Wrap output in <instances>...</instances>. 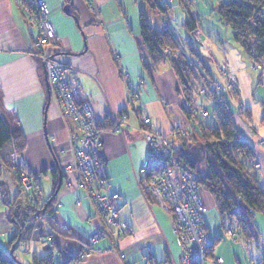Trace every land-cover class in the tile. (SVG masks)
Here are the masks:
<instances>
[{
    "label": "crops",
    "instance_id": "crops-1",
    "mask_svg": "<svg viewBox=\"0 0 264 264\" xmlns=\"http://www.w3.org/2000/svg\"><path fill=\"white\" fill-rule=\"evenodd\" d=\"M44 2L56 32L54 42L46 50L76 72L81 81L76 98L89 100L95 110L104 161L100 173L108 178L111 191L119 194L115 204L121 221L128 227L127 234L119 241L118 253L109 249V240L102 239L95 243V252L81 264H179L180 247L173 232V216L142 187L140 169L150 159L151 150L139 131L138 103L132 100L126 76L133 83L143 81L140 103L151 119L152 128L163 134H169L174 128L192 127L194 122L186 111L204 105L205 100L195 95L187 100L180 77L170 62L166 61L158 69L151 67L140 31L139 10L145 7L141 0ZM216 4V0H193L192 9L204 35L201 42L193 40L187 30L188 15L182 6L175 3L167 18L157 10L151 13L158 20L157 27L162 28L163 22L169 23L184 59L194 67L199 62L206 68V72L199 69L198 77L190 78L196 86H206L215 80L217 65L227 68L235 78L238 91L229 97V106L237 131L254 148L262 167L257 178L264 186V60L261 70L251 68L250 57L236 43L232 30L215 10ZM67 5H70V14L63 10ZM35 39L36 33L18 0H0V118L11 133L23 135L26 166L36 175L45 198L56 191L50 170L57 166L61 172V188L55 197L58 207L45 221L52 229L50 246L43 256L36 251L35 254L45 257L57 250L61 257L68 255L62 261L66 264L81 252L98 223L94 219L93 204L84 191L76 188L75 174L67 169L72 163L68 126L50 89L43 64L32 55ZM144 64L150 67V72ZM182 78L187 82L184 75ZM120 119L125 120L121 130L111 131ZM14 147L10 139L0 150V240L5 243L0 245L6 250L15 229L7 202L18 201L21 191L17 175L5 159ZM67 180L73 186H68ZM203 195L207 212L210 208L216 209L212 196ZM40 221H36L38 225L43 224ZM210 228L206 224L208 235ZM35 232L36 229L28 248ZM218 236L224 238L222 235L215 238ZM231 240L237 241V237ZM234 245L237 253L231 255L215 254L213 248L210 264H218L217 258L223 259L222 264H235L234 259L238 264H259L258 244L255 254L244 251L237 243ZM17 257L15 262L25 264Z\"/></svg>",
    "mask_w": 264,
    "mask_h": 264
},
{
    "label": "built area",
    "instance_id": "built-area-1",
    "mask_svg": "<svg viewBox=\"0 0 264 264\" xmlns=\"http://www.w3.org/2000/svg\"><path fill=\"white\" fill-rule=\"evenodd\" d=\"M18 2L28 24L36 33L35 50L32 55L44 65L52 92L62 110V116L69 120L72 163L68 169L75 174L76 188L84 191L93 204L94 219L98 223L77 257L82 260L87 254L94 252L95 243L102 239L109 240L111 250H118L120 238L127 233L128 227L121 221L115 204L120 197L119 194L111 191L108 178L100 173L104 169V161L101 156V131L97 126L95 110L89 100H77L76 90L81 86V81L76 72L46 50V47L54 42L56 32L44 0H18ZM96 13L98 14V10ZM191 15L195 17L194 12H191ZM162 25L163 30L170 29L168 22H163ZM193 34L200 41L203 39L201 36L203 33L199 27ZM251 68L257 70L259 67L253 61ZM218 69L220 76L217 74L215 80L210 81L206 86H201L198 90V95L205 100V105L193 107L189 111H195V114L207 117L209 108L221 100V96H224L225 103H228L226 92L237 89V84L228 78L229 75L227 76L224 67L220 66ZM128 77L127 75L126 79L131 93L140 99L143 81L133 83ZM225 81H227L226 84ZM142 109L141 104L139 110L142 116L139 129L153 156V160L145 163L140 169L143 188L165 211L175 217L173 232L180 247L179 264H210L211 241L206 229V204L194 180V175L179 162L181 150L178 144L179 139L176 137L183 136L185 129L177 128L170 135L160 133L152 128L150 117ZM122 122H117L111 131L121 130V124H124ZM51 139H54V136H51ZM5 159L19 174L24 191L33 190L37 177L28 170L24 154L14 147ZM254 169L261 170V164L254 162ZM72 184L69 180L67 181L68 186L71 187ZM57 207L55 204L50 212ZM49 214L41 215L47 221L51 217ZM228 232L230 239L236 238L231 227ZM215 262L222 264L223 259L217 258Z\"/></svg>",
    "mask_w": 264,
    "mask_h": 264
},
{
    "label": "trees",
    "instance_id": "trees-1",
    "mask_svg": "<svg viewBox=\"0 0 264 264\" xmlns=\"http://www.w3.org/2000/svg\"><path fill=\"white\" fill-rule=\"evenodd\" d=\"M141 1L145 7L157 10L164 15L167 14L165 9L172 7L168 0L165 2L162 0ZM175 2L187 12L188 18L185 26L192 35L197 28V22L190 15V8L186 5L185 0H175ZM145 7H141L139 10V23L151 67L158 69L166 61L170 62L180 77L187 100H190V96H193L192 93L196 88V82L190 78L198 77V70L191 65L190 61L182 58L175 62L172 57H168L165 53L166 48L180 50L175 35L171 29L163 30L160 27L152 26ZM215 10L225 25L232 30L236 43L248 54L251 61L263 62L264 0H217ZM144 66L148 72L151 71L146 64ZM205 69L204 67L203 70L205 71ZM183 75L187 78V82L182 78ZM186 113L194 124L189 130L188 137L178 141L181 150L179 162L185 169L192 172L199 188L204 189L213 197L222 227L226 229L228 225H236L246 239H254L255 218L258 214L264 215V186L258 181V172L254 169L256 161L254 148L237 131L229 104L227 106L216 102L209 108L207 117L192 116L190 111H186ZM194 136L198 137L197 144L193 142ZM10 139H13L18 151L22 152L25 147L23 135L20 132L11 133L6 123L0 118V150ZM193 145L201 148L203 156L201 163H207V172L204 175L198 170L199 163L191 159L190 149ZM152 160L153 156H150L148 162ZM43 173L46 174V171ZM50 173L56 190L59 184L58 167L52 168ZM52 196L53 194L45 198L36 178L33 190L25 192L21 189L18 201L13 204L7 202L9 215L16 221V225L22 232L20 242L26 245L27 252H29L28 244L32 232L40 226L35 225L34 222L45 219L43 215L37 216V214ZM54 201L55 199L48 207V214L53 212L50 211ZM18 237L16 235L12 238L9 245H13ZM219 241H221V237L218 236L215 242ZM19 245L20 243L17 244V249L14 252L16 260H12L8 250L0 245V264H15V261H18L16 252ZM213 248L214 243L211 242L209 254ZM54 254L51 251L45 257H38L34 252L32 264H55ZM69 263L71 261L66 264Z\"/></svg>",
    "mask_w": 264,
    "mask_h": 264
},
{
    "label": "rangeland",
    "instance_id": "rangeland-1",
    "mask_svg": "<svg viewBox=\"0 0 264 264\" xmlns=\"http://www.w3.org/2000/svg\"><path fill=\"white\" fill-rule=\"evenodd\" d=\"M162 1H164L165 2V0H162ZM186 1V5L190 8V15H191V12H194L195 10H193L192 8H193V0H185ZM217 1V0H216ZM168 2H170V4H172V7H171V9H169V8H166L165 10L167 11V14L166 15H164L166 18H167V16H168V13L169 12H171L172 11V9L174 8V5H175V1H173V0H168ZM176 4H178V3H176ZM140 6H141V3H140ZM182 9V8H181ZM96 10H97V8L95 7V6H93V11L95 12V14H96V16L99 18V16H98V14L96 13ZM180 10V9H179ZM151 11H152V9H147V12H148V14H149V20H150V23H151V25L152 26H154V27H157L158 26V20H156L155 18H154V16H153V14L151 13ZM159 12V11H158ZM180 12H182V11H180ZM159 13H161V12H159ZM162 14H164V13H162ZM194 19H195V21L197 22V27H199V22H198V19H197V15H196V12H194ZM191 17H192V15H191ZM163 26V25H162ZM183 32H187V31H184V29H183ZM202 36V38L204 39V35H201ZM192 38H193V40H195L196 42H201L198 38H196L195 37V35L192 33ZM165 53L168 55V57L170 58V57H172V59L176 62V61H178L179 59H184V57H183V55L181 56V51L180 50H172V49H168V48H166L165 49ZM149 58V57H148ZM251 62H253V61H251ZM257 65H258V69H262V65H261V63H259L258 61H254ZM203 65L201 64V63H199V62H197V64L195 65V68H197V70L199 71V69L201 70V72L202 71H204L203 70ZM220 66L219 65H217L216 66V76H217V74L220 76V70L218 69ZM72 69V68H71ZM225 69V71H226V73H227V76L229 75V77L228 78H231L232 79V82L233 83H236L237 84V82H236V80H235V78L232 76V74H231V72L227 69V68H224ZM176 70V69H175ZM176 73H177V71H176ZM183 73V72H182ZM199 73V72H198ZM178 74V73H177ZM46 78H47V75H46ZM47 80H48V78H47ZM226 82L227 81H225V84H226ZM48 83H49V80H48ZM182 85V84H181ZM229 85V84H228ZM49 86H50V89H51V85H50V83H49ZM143 86H144V84H143ZM200 87L201 86H196V88L194 89V91H193V96L195 95V96H199L198 95V90L200 89ZM52 90V89H51ZM238 91V84H237V89H231L230 91H228V92H226V93H228L226 96H227V101H228V103H225V97L224 96H221V100H218L217 102H221V103H223L224 105H227L228 106V104H229V97L231 96V94H233V93H236ZM53 93V92H52ZM54 95V94H53ZM130 95H131V97H132V100L133 101H135L136 103H138V105H137V111H138V114H139V116H140V120H141V116H142V114H141V112H140V110H139V108H140V105H141V103H140V99L139 98H137V96L135 95V94H132L131 93V91H130ZM198 101H200V100H198ZM193 108V107H192ZM239 110H241L242 109V105H240L239 106ZM144 112H145V110H144V108L142 109ZM190 114L192 115V116H197V114H195V111H190ZM232 117H233V115H232ZM65 121H66V123H67V126H68V119L67 118H65ZM122 121H124V122H122ZM117 122H122V123H125V120H122V119H120V120H118ZM116 125V124H115ZM122 125H124V124H121V126ZM97 126H98V123H97ZM98 129L101 131V129H100V127L98 126ZM177 128H174V129H172L170 132H169V134H167V135H170V134H172L173 132H175L174 130H176ZM185 129V134L183 135V136H180V137H176L177 139H179V140H181V139H183V138H185V137H188V135H189V133H190V131L189 130H191L192 129V127L190 126V127H188V128H184ZM68 131H69V126H68ZM139 131H140V129H139ZM101 133V132H100ZM140 133H141V131H140ZM161 133V132H160ZM68 134H69V132H68ZM141 135H142V133H141ZM195 135H196V133H195ZM197 140H198V137L196 138V136H194V138H193V142L194 143H196L197 144ZM255 162H258V163H260L258 160H257V158H256V161ZM8 164V163H7ZM9 165V164H8ZM14 172H15V174L17 175V178H18V181H19V184H20V187H21V189L24 191V189H23V186H22V183H21V181H20V179H19V174L14 170V168H12V167H10ZM68 169V168H67ZM69 170V169H68ZM198 170L204 175V174H206V172H207V163H199L198 164ZM262 170V169H261ZM261 170H259V171H257L258 173L261 171ZM68 181V180H67ZM62 182V181H61ZM198 185V184H197ZM142 187H143V181H142ZM199 187V186H198ZM144 189V188H143ZM145 191V190H144ZM200 192H201V196H202V199H203V197H204V195L203 194H209L207 191H205L204 189H200ZM55 193V192H54ZM147 194V193H146ZM54 195V194H53ZM148 195V194H147ZM210 195V194H209ZM149 196V195H148ZM211 196V195H210ZM151 197V196H150ZM152 198V197H151ZM213 198V197H212ZM55 199V198H54ZM155 202H157L155 199H153ZM204 200V199H203ZM55 202H56V200L54 201V203L52 204V207L55 205ZM52 203V202H51ZM50 203V204H51ZM158 203V202H157ZM49 204V205H50ZM49 207V206H48ZM51 207V208H52ZM48 210V209H47ZM119 211V210H118ZM46 213H47V211H46ZM170 213V212H169ZM172 216H173V219L175 220V217H174V215L172 214ZM43 220V221H42ZM173 220V221H174ZM38 222L40 221V220H37ZM32 222V221H31ZM38 222H34L35 223V225H38ZM40 222H42L43 224H41L38 228H36V232H35V234H34V237H33V239H32V241H31V243H30V245H29V248L28 249H30V252H25V249H26V247L24 248V244L23 243H21L20 242V238H21V235H22V232H21V230H20V228H19V226L18 225H16V221L14 220V224H15V229L13 230V233H14V237L16 236V235H18L19 237H18V239H17V241L13 244V245H15L16 243L17 244H19L20 243V245H23L22 247H20L18 250H17V255L20 257V259L22 260V262L23 263H25V264H30L31 263V258H32V255L34 254V252L36 251L37 252V254L38 255H44L45 254V250L47 249V248H49V246H50V242H48V240H49V238L51 237V235H52V229H51V227L49 226V224L47 223V222H45V219H41V221ZM174 223V222H173ZM206 224H208L211 228H210V235H209V237L211 238V241L214 243V253L215 254H218V253H220V254H229V255H231V254H236L237 253V247H235V243H237V244H239L240 246H241V248L244 250V251H250V253H253V254H255V252L258 250V248H259V250L261 249V254L259 255V254H257L258 255V257L257 258H259V264H264V246L262 245V243H263V241H264V237H262V233L264 232V215L263 214H258L257 216H256V218H255V221H254V228L255 229H257V231H256V237L253 239V240H251V241H248L246 238H245V236H243V234L240 232V230H239V228L236 226V225H233L232 226V229L234 230V232L235 233H237V232H239L238 234H236V237H237V241L235 240V241H233V240H231L230 239V237H229V232H228V230H225L223 227H222V225H221V223H220V220H219V213H218V211L215 209V208H210L209 210H208V212H207V214H206ZM48 232H49V234H48ZM127 234V233H126ZM125 234V235H126ZM264 234V233H263ZM124 235V236H125ZM215 235H222V237H224L223 239H221V241H219L218 243H216L215 242V240H216V238H215ZM124 236H122L121 238H120V240L124 237ZM13 237V238H14ZM11 241V240H10ZM10 241H9V243H10ZM0 244H2V245H5V243L3 242V240L1 239L0 240ZM257 244L259 245V247L257 248ZM13 245H7L8 247H7V249H8V254H9V256H10V258L13 260V258H12V256L10 255V252H11V249H12V247H13ZM19 245V246H20ZM17 249V248H16ZM15 249V250H16ZM110 249V248H109ZM111 250V249H110ZM240 250V249H239ZM111 251H113V252H116V253H118L119 252V248H118V250H111ZM241 251V250H240ZM15 252V251H14ZM95 252V251H94ZM94 252H92L91 254H87V256H85L82 260L81 259H78V257H77V260H75V258L73 259V260H71V263H69V264H81L83 261H85L87 258H89ZM80 254H78L77 256H79ZM13 256H14V254H13ZM66 256H68V255H66V254H63V256L61 257L60 256V254H59V252L56 250V252H55V254H54V263L55 264H59V262H60V264H62V261L64 260V257H66ZM26 257H27V261H26ZM14 258H15V260H16V257L14 256ZM235 258V257H234ZM234 262H235V264H238L237 263V261H235V259H234ZM20 263V262H19ZM15 264H18L17 262L15 263ZM126 264V263H125Z\"/></svg>",
    "mask_w": 264,
    "mask_h": 264
},
{
    "label": "water",
    "instance_id": "water-1",
    "mask_svg": "<svg viewBox=\"0 0 264 264\" xmlns=\"http://www.w3.org/2000/svg\"><path fill=\"white\" fill-rule=\"evenodd\" d=\"M63 10H64V12L66 14H70V5L65 6ZM190 156H191V159L194 162H196V163H201L202 160H203L201 148L199 146H197V145H193L191 147V149H190ZM61 177H62L61 176V172L59 170V184L57 186V189H56L54 195L46 201L44 207L42 208V210L40 211V213L37 214V216H40L41 214L44 215L46 213L47 209H48L49 204L56 197L57 193L59 192V190L61 188V181H62ZM16 248H17V243L15 245H13V247L11 249V252H10V255L12 256L13 259H15L14 256H13V254H14V251H15Z\"/></svg>",
    "mask_w": 264,
    "mask_h": 264
}]
</instances>
